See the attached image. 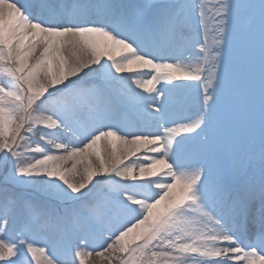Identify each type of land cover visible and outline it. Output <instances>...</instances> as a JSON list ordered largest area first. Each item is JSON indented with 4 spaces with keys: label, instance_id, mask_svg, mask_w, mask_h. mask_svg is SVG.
<instances>
[{
    "label": "snow or ice",
    "instance_id": "1",
    "mask_svg": "<svg viewBox=\"0 0 264 264\" xmlns=\"http://www.w3.org/2000/svg\"><path fill=\"white\" fill-rule=\"evenodd\" d=\"M0 264H264V0H0Z\"/></svg>",
    "mask_w": 264,
    "mask_h": 264
}]
</instances>
